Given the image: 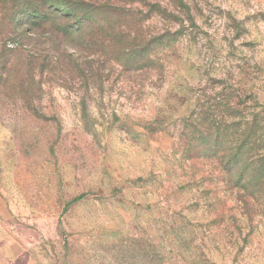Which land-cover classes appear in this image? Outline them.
Returning a JSON list of instances; mask_svg holds the SVG:
<instances>
[{
	"label": "rangeland",
	"instance_id": "374dc122",
	"mask_svg": "<svg viewBox=\"0 0 264 264\" xmlns=\"http://www.w3.org/2000/svg\"><path fill=\"white\" fill-rule=\"evenodd\" d=\"M222 111L264 171V0H0V264H264Z\"/></svg>",
	"mask_w": 264,
	"mask_h": 264
},
{
	"label": "trees",
	"instance_id": "16d2710c",
	"mask_svg": "<svg viewBox=\"0 0 264 264\" xmlns=\"http://www.w3.org/2000/svg\"><path fill=\"white\" fill-rule=\"evenodd\" d=\"M20 48L21 46L16 47L17 50ZM222 113L223 111L221 116L215 113L209 122L205 119L198 126L195 132L200 135L197 137L200 142L190 146V150L199 154L205 148L216 151L217 161L223 168L228 183L235 182L237 186L243 187L246 192L245 197L247 196L244 200L246 205H249L246 200L250 198L254 201L253 208L264 212V171L262 166H251L247 161L237 162V149L233 146L227 147L225 143L227 141H224L223 138L226 126H224ZM211 120H213V124L210 123Z\"/></svg>",
	"mask_w": 264,
	"mask_h": 264
}]
</instances>
